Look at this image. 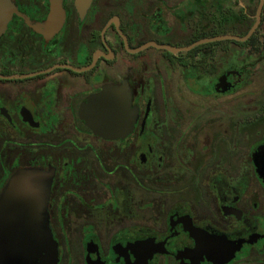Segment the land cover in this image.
Listing matches in <instances>:
<instances>
[{"label":"flooded vegetation","instance_id":"obj_1","mask_svg":"<svg viewBox=\"0 0 264 264\" xmlns=\"http://www.w3.org/2000/svg\"><path fill=\"white\" fill-rule=\"evenodd\" d=\"M260 1L12 0L0 195L21 170L50 183L41 223L1 232L0 251L26 254L18 264H264V105L241 103L264 95V0L246 41H203L245 36ZM106 87L129 99L123 136L80 116Z\"/></svg>","mask_w":264,"mask_h":264},{"label":"water","instance_id":"obj_2","mask_svg":"<svg viewBox=\"0 0 264 264\" xmlns=\"http://www.w3.org/2000/svg\"><path fill=\"white\" fill-rule=\"evenodd\" d=\"M90 0H75L77 8L86 6ZM263 0L257 10V21L243 37L223 35L203 41L227 40L246 41L255 31ZM15 6L12 0H0V34L11 19ZM58 6H52V13L47 27L59 24ZM154 45L152 44H146ZM144 46V47H145ZM172 51V49H171ZM129 99L121 87H106L88 100L80 110V116L87 127L96 135L105 138L123 136L130 130L133 115L127 110ZM50 177L38 170H21L14 174L5 185L0 195V233L28 232L30 227L41 223L44 216L49 191ZM34 201L35 204H28ZM6 238L0 235V241ZM27 255L20 251H0V264H18Z\"/></svg>","mask_w":264,"mask_h":264},{"label":"rangeland","instance_id":"obj_3","mask_svg":"<svg viewBox=\"0 0 264 264\" xmlns=\"http://www.w3.org/2000/svg\"><path fill=\"white\" fill-rule=\"evenodd\" d=\"M187 27L191 29L192 26L187 25ZM179 28H181V26L178 25V27L176 29V33H175L177 37H181V34L178 30ZM189 34H190V32H189ZM182 38H185V35H183ZM256 75L259 76L260 79L263 78L264 77V68L261 70V72L259 71ZM241 103L244 104V106L246 108H249V109L255 108L256 112H259L260 109L262 108V106L264 105V95L255 96V97H250V96L243 97L242 96ZM246 115L247 114L241 113L242 117H245ZM256 127L257 128L264 127V118H262V121H258L256 123Z\"/></svg>","mask_w":264,"mask_h":264},{"label":"trees","instance_id":"obj_4","mask_svg":"<svg viewBox=\"0 0 264 264\" xmlns=\"http://www.w3.org/2000/svg\"><path fill=\"white\" fill-rule=\"evenodd\" d=\"M245 33H246V32H242V33H239V35H241V36H242V35H244Z\"/></svg>","mask_w":264,"mask_h":264}]
</instances>
